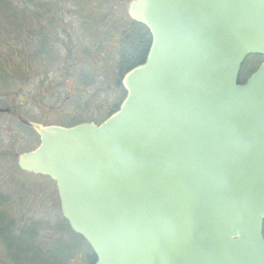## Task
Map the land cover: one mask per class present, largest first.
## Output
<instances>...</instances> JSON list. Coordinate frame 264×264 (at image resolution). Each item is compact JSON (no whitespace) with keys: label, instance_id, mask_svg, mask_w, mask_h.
Returning <instances> with one entry per match:
<instances>
[{"label":"water","instance_id":"water-1","mask_svg":"<svg viewBox=\"0 0 264 264\" xmlns=\"http://www.w3.org/2000/svg\"><path fill=\"white\" fill-rule=\"evenodd\" d=\"M151 43L99 124L45 125L16 154L56 183L94 264H264V0H129ZM0 112H10L0 108Z\"/></svg>","mask_w":264,"mask_h":264},{"label":"rangeland","instance_id":"rangeland-1","mask_svg":"<svg viewBox=\"0 0 264 264\" xmlns=\"http://www.w3.org/2000/svg\"><path fill=\"white\" fill-rule=\"evenodd\" d=\"M56 1L58 5L51 7L46 16L56 12L60 25L43 29L57 42L52 45V53L39 54L35 59L32 57L33 45L30 44L28 49L19 39V44L16 43V38L8 35V27L1 28L0 107L14 108L33 122L65 127L99 121L105 117L106 104L115 100L111 72L102 64L107 61L97 54L106 30L97 28V14L82 12L79 18L74 0ZM23 3L24 0L19 2L17 10L24 9ZM28 6L29 12L37 10L31 4ZM2 9L4 18L9 21L8 11ZM125 9L127 11V3ZM121 11L119 8L118 13ZM49 20L43 23L49 24ZM101 31L102 37H97L96 33ZM26 33L30 36L32 30ZM253 62L254 58L249 57L243 72L247 73ZM38 140L31 128L11 115L0 113V212L8 211L6 215L15 219L16 227L34 222L43 224L39 236L49 241L52 227L59 223L63 225L58 222L62 214L55 183L47 176L22 171L15 156L33 148ZM4 220L10 221L6 217ZM4 250L0 240V264L3 263ZM54 257H57L56 252Z\"/></svg>","mask_w":264,"mask_h":264},{"label":"trees","instance_id":"trees-1","mask_svg":"<svg viewBox=\"0 0 264 264\" xmlns=\"http://www.w3.org/2000/svg\"><path fill=\"white\" fill-rule=\"evenodd\" d=\"M21 1L0 0V39L3 38L1 28L6 25L8 35L16 38V43L19 39V42H24V46L28 49L33 45V58L36 59L41 54L52 53L54 51L52 45L57 42L49 37L43 29L57 28L60 25V18L56 12L50 17L46 16L51 11V7L58 5V1L31 0L26 2L24 0L22 4L25 5L24 9L19 11L17 7ZM74 2L79 18L82 12L97 14V28L106 30L103 35L102 31L96 33L97 37L103 36H101L103 40L98 46L97 54L107 61L102 64L106 66V70L109 69L114 82L111 90L115 91V100L110 105L106 104L107 109L104 115L106 118L117 110L123 100L126 92L121 83L122 77L127 71L144 62L151 37L144 25L134 22L128 17L124 0H74ZM28 4L37 10L29 12ZM2 7L8 11L9 21L4 18L5 13L2 12ZM119 8H122L120 14L118 13ZM48 18L51 21L49 20V24H44L43 22L48 21ZM81 19L83 20V18ZM54 21L58 25L52 24ZM84 26L87 27L88 24ZM29 30H32L30 36L26 33ZM252 58H254V66L247 74L253 72L261 61L260 56H252ZM4 200L5 198L2 203ZM6 212L8 213V211L0 212V240L5 249L4 256L1 257L3 258L1 264H94L96 256L93 250L84 238L71 230L68 222L62 216L58 222H62L63 225L59 223L56 227H52L53 232L49 233L52 238L48 241L45 237L39 236V231L44 229L43 224L34 222L16 227L14 226L15 219L11 220ZM4 217L10 221H5ZM54 252L57 257H54Z\"/></svg>","mask_w":264,"mask_h":264},{"label":"flooded vegetation","instance_id":"flooded-vegetation-1","mask_svg":"<svg viewBox=\"0 0 264 264\" xmlns=\"http://www.w3.org/2000/svg\"><path fill=\"white\" fill-rule=\"evenodd\" d=\"M263 60H264V57L262 58V61H263ZM253 66H254V64H253ZM246 75H247V74L245 73V78H244V79H246V77H247L249 74H248L247 76H246ZM263 228H264V222H263ZM263 235H264V231H263Z\"/></svg>","mask_w":264,"mask_h":264}]
</instances>
